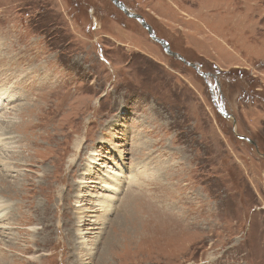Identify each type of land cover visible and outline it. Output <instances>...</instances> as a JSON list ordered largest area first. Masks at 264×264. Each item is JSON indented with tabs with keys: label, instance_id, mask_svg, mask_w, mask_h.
Segmentation results:
<instances>
[{
	"label": "rangeland",
	"instance_id": "obj_1",
	"mask_svg": "<svg viewBox=\"0 0 264 264\" xmlns=\"http://www.w3.org/2000/svg\"><path fill=\"white\" fill-rule=\"evenodd\" d=\"M120 1L209 77L111 0H0V264H264V0Z\"/></svg>",
	"mask_w": 264,
	"mask_h": 264
},
{
	"label": "bare ground",
	"instance_id": "obj_2",
	"mask_svg": "<svg viewBox=\"0 0 264 264\" xmlns=\"http://www.w3.org/2000/svg\"><path fill=\"white\" fill-rule=\"evenodd\" d=\"M153 39V38H152ZM15 99H14V97L13 96H11L10 94H8L7 93V91L4 89V88H0V111H2V110H5V109H7L8 108V106H10L11 105V103L14 101ZM53 104V103H52ZM50 106V105H49ZM59 107H62L63 108V104H60V106H58L57 108H59ZM52 110V109H51ZM54 111V110H53ZM48 112H50V111H48ZM47 112V113H48ZM56 115V114H55ZM54 117V116H53ZM38 118V117H37ZM46 119V118H45ZM41 120V119H40ZM48 120V119H47ZM39 121V120H38ZM6 122V121H5ZM7 124V123H6ZM45 123H36V126H35V129H38V127H41V126H43ZM48 125L50 124V123H47ZM30 126H31V129H29V131L31 130L32 131V129H33V126L35 125V124H32V123H30L29 124ZM46 131V130H45ZM1 133V132H0ZM37 133V136H43V137H45L46 135L45 134H43L42 132H36ZM1 134H3V133H1ZM31 134V133H30ZM109 134V133H108ZM4 135H5V133H4ZM31 136V135H30ZM28 138V137H27ZM4 139V138H3ZM36 141V140H35ZM82 142V141H81ZM81 142H79V143H81ZM9 143H11V142H9ZM6 142H5V139L1 142V140H0V147H6L8 144H6ZM76 144H78L77 143V141H76ZM25 147L27 146V144H25L24 145ZM32 146H34V145H32ZM31 146V147H32ZM76 146V145H75ZM8 147V146H7ZM28 147V146H27ZM31 147H28L27 148V150H28V153H27V155H30L31 154V151H29V149L31 148ZM37 150V149H36ZM79 150V146L77 145V151ZM117 150V149H116ZM33 151H35V150H33ZM38 152V150L36 151V152H33V153H37ZM32 153V154H33ZM122 155V154H121ZM75 156H77V155H75ZM92 157H91V160L92 161H94L95 159H96V156H97V152H94L92 155H91ZM32 160V159H31ZM27 161V160H26ZM35 162H37V161H35ZM91 162V161H90ZM89 162V163H90ZM103 163H105V162H102V164ZM139 166V164H137V167ZM17 167V166H16ZM90 167V166H89ZM102 167H104V166H102ZM12 169H14V167H12V166H10V165H8V163H6V162H4L3 160H1L0 159V180L1 179H8L9 177H11V175L10 174H7V173H9L10 171H12ZM110 170V169H109ZM46 171V170H45ZM133 171V170H132ZM47 172V171H46ZM117 172V171H116ZM95 174V173H94ZM121 174V173H120ZM132 175H129V176H127V178L128 179H130L131 181H134V176H135V174L134 173H131ZM115 175H118V174H115ZM126 175V174H125ZM172 175V174H171ZM109 176H111L110 175V173L108 174V177ZM113 176V175H112ZM122 176H123V174H122ZM83 177V176H82ZM150 177V176H149ZM122 178V177H121ZM112 179V178H111ZM110 179V180H111ZM115 179V178H114ZM137 179V178H136ZM117 180V179H116ZM123 180V179H122ZM1 182V181H0ZM6 182V181H5ZM82 182L83 183H88V182H92V180H87V179H83L82 180ZM7 183V182H6ZM136 183V182H135ZM82 184V183H81ZM102 184L103 185H100L101 186V188H103V187H105V188H109V183H107V181H106V179L105 178H103L102 179ZM140 184V183H139ZM8 185V184H7ZM26 186V185H25ZM95 186V185H94ZM115 186V185H114ZM10 187V186H9ZM89 187H90V184H89ZM119 188V187H118ZM85 189V188H84ZM106 190V189H105ZM112 191V190H111ZM58 192V191H57ZM133 194V193H132ZM5 195H7V192H5V191H3V190H1V188H0V224H2V223H4L3 225L4 226H0V228L1 227H3V229H10V227H9V225L11 224V225H13L14 224V222L13 221H8L7 222V214L5 215V212H6V209H7V207H8V202H6L5 201V199H2V197H4ZM80 195H84L85 196V193H82V194H80ZM2 196V197H1ZM130 196V195H129ZM77 197V196H76ZM122 197V196H121ZM54 198V197H53ZM66 198V197H65ZM86 198H87V201L84 203H82L81 204V207L79 208V211H78V213H77V217H78V221L79 222H84L85 223V221L86 220H88V221H91V218H92V216L91 215H89V213H93V214H96V212H99L100 211V213L99 214H97L96 215V219L95 220H99V218H101L102 220L103 219H107V215L112 211V208H113V205H112V199L113 198H115V195L114 194H108V195H105V196H99V197H96L95 199L94 198H92V197H87L86 196ZM126 198V197H125ZM131 199V198H130ZM86 200V199H85ZM87 204H90V205H87ZM16 206L17 205H15L13 208L15 209L16 208ZM50 206V205H49ZM126 206V205H125ZM11 207V206H10ZM42 207V206H41ZM119 207V206H118ZM12 208V209H13ZM46 208H48V207H46ZM45 208V209H46ZM120 208V207H119ZM130 208V207H129ZM23 209V208H22ZM43 209V208H42ZM24 211V210H23ZM27 212V211H26ZM128 212H130V210H128V207H127V209H124L121 213L124 215V217L126 216V213H128ZM141 212V211H140ZM11 214V213H10ZM5 215V216H4ZM110 215V214H109ZM108 215V216H109ZM14 216V215H13ZM4 217V218H3ZM19 217V216H18ZM25 217V216H24ZM90 217V219H88ZM145 217V216H144ZM84 218H86L85 219V221H84ZM19 219V218H18ZM150 219V218H149ZM9 220V219H8ZM16 220V219H15ZM14 220V221H15ZM47 220V219H46ZM100 221V220H99ZM13 222V223H12ZM96 222V221H95ZM104 222V221H103ZM73 223V222H72ZM102 223V222H101ZM9 224V225H8ZM71 224V223H70ZM107 224V223H106ZM133 226L134 225H136V224H133V223H131ZM86 225H88V224H86ZM94 225V224H93ZM96 226H97V224H96ZM99 226V225H98ZM101 226V225H100ZM85 228V227H84ZM97 228V227H96ZM116 228H119L120 229V233L119 234H117L116 232V234H114V236L112 237V239H110V238H106V242H105V245H104V247L102 248V250L100 251L101 252V256H100V258H102V257H104L108 252H110V251H112L113 250V248H114V246H115V244L117 243V242H119V241H121V240H123V236H128V238L130 239L131 237H133L135 234H136V231H134V230H130L129 228H128V223L127 224H124V222L123 221H120V220H116ZM0 230V241H4V238H2V236L3 235H7L8 234V232L6 231V232H4V230ZM20 229V228H19ZM35 229V228H34ZM86 229H88V231H90L91 230V228H86ZM93 229V228H92ZM22 230V229H21ZM32 230V229H31ZM82 230V229H81ZM94 230V229H93ZM92 230V231H93ZM77 233H78V236H80L81 234H87L86 232H84L83 230H82V232H81V234L79 233V229L76 231ZM11 233L9 232V235H10ZM96 235V234H95ZM136 237V236H135ZM80 238H82V236L80 237ZM122 238V239H121ZM12 240V239H11ZM11 240H9L8 241V243L10 244V242H11ZM73 240V239H72ZM80 241H82V240H80ZM87 241V240H86ZM72 242H74V241H72ZM6 243V242H5ZM83 243V242H82ZM81 243V244H82ZM85 243H87V242H85ZM103 244V243H102ZM113 245V246H112ZM100 246V245H99ZM111 246V247H110ZM68 249V248H67ZM69 250V249H68ZM97 251V250H96ZM97 254V253H96ZM92 257V256H91ZM93 258H94V256H93Z\"/></svg>",
	"mask_w": 264,
	"mask_h": 264
},
{
	"label": "water",
	"instance_id": "obj_3",
	"mask_svg": "<svg viewBox=\"0 0 264 264\" xmlns=\"http://www.w3.org/2000/svg\"><path fill=\"white\" fill-rule=\"evenodd\" d=\"M111 1H112V2H113V3H114L119 9H121V10H122V11H123V12H124L129 18H134V19L138 20V21L142 24V26H143L146 30H148L150 36H151L155 41H157L158 43H160V44L163 46L164 50H165L169 55L174 56V57L180 59L181 61H183L184 63H186V64H188V65H190V66H193V67L196 69V71H197L198 73L202 74L203 76H207V74L204 73L202 70H200L196 64L187 61V60H186L181 54L172 51V50L170 49V47L168 46V43L166 42V40H164V39H162V38L156 36L155 33H154V30H153L152 26H151L150 24H148V23L146 22V20H145L141 15H139V14H137V13H134V12L130 11V10L125 6V4H123V2H121L120 0H111ZM225 116L228 117V118L231 117V115H228V116L225 115ZM248 140H249V139H248ZM249 141L252 142L251 140H249Z\"/></svg>",
	"mask_w": 264,
	"mask_h": 264
},
{
	"label": "flooded vegetation",
	"instance_id": "obj_4",
	"mask_svg": "<svg viewBox=\"0 0 264 264\" xmlns=\"http://www.w3.org/2000/svg\"><path fill=\"white\" fill-rule=\"evenodd\" d=\"M164 40H165V39H164ZM166 42L168 43V41H166ZM168 46L170 47L169 43H168ZM170 49H171V47H170ZM171 50H172V49H171ZM172 51H173V50H172ZM174 52H175V51H174ZM177 53H178V52H177ZM179 54H180V53H179ZM187 61H188V60H187ZM194 63H195V62H194ZM196 64L198 65V68L200 67L199 69L201 70L202 67H201L200 63H196ZM202 71H203V70H202ZM203 72H204V71H203ZM204 73H206V74L208 73L207 76L209 77V72H204ZM207 76H206V77H207ZM208 77H207V78H208ZM207 78H205V79H207ZM213 78H214V80H215L216 82L218 81V76H217V75H215ZM248 80H249V79H247L246 81H248ZM214 101H215V103H216V104H215L216 107H217L218 109H220L221 114H223L224 116H225V115H227V116L230 115V114L224 109V105L222 104V102H218V101H216L215 99H214Z\"/></svg>",
	"mask_w": 264,
	"mask_h": 264
},
{
	"label": "trees",
	"instance_id": "obj_5",
	"mask_svg": "<svg viewBox=\"0 0 264 264\" xmlns=\"http://www.w3.org/2000/svg\"><path fill=\"white\" fill-rule=\"evenodd\" d=\"M249 81V80H248Z\"/></svg>",
	"mask_w": 264,
	"mask_h": 264
}]
</instances>
